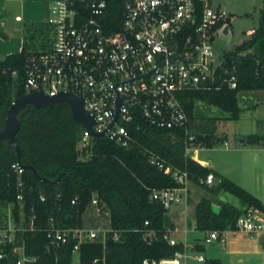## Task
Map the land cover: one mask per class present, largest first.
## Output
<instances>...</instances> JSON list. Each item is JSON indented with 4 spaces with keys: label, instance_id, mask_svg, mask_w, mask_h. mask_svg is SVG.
I'll return each instance as SVG.
<instances>
[{
    "label": "trees",
    "instance_id": "1",
    "mask_svg": "<svg viewBox=\"0 0 264 264\" xmlns=\"http://www.w3.org/2000/svg\"><path fill=\"white\" fill-rule=\"evenodd\" d=\"M123 1L106 0L102 25L108 31L119 29ZM47 29L45 23L25 24L19 51L0 58V128L11 100L26 92L23 81L27 57L37 52L36 44L40 46L38 51L49 46ZM35 35L36 40L32 39ZM221 67L226 73L217 68L213 82L177 92L187 116L186 128L193 134V143L199 145L211 146L219 141L215 128L220 119L239 117V91L264 88V7L248 37L223 53ZM229 74L235 77L234 87L224 80ZM197 101L225 114L197 112ZM16 117L19 127L14 139L20 150L19 160L32 165L45 180L28 168L17 172L11 165L17 163L15 150L0 139V227L10 221L15 228L14 242L0 245V264L13 257L11 246L20 242L26 254L37 256V264H141L145 257L171 256L183 244L168 242L162 226L166 207L150 194L153 189L179 186L173 170L185 171L187 178L212 193L226 191L239 199V206L224 202L213 210L209 200L201 197L195 206L197 230L232 229L236 217L248 206L263 207L252 193L186 154L187 135L183 128L157 127L137 114L125 123L128 145L121 146L102 134L90 136L88 145L79 152L76 142L83 125L72 118L66 102L39 107L25 104L16 111ZM242 138L248 143L263 141V136L256 133ZM208 173L213 176L210 184L199 181ZM17 192L21 193L19 200ZM93 197L98 211H107L104 241L99 236L80 241L75 252L72 246L76 240L72 237L57 246L49 244L46 228L81 226L82 213ZM107 235L111 239H106ZM202 248V244L193 245L194 250ZM207 263L219 261L208 259Z\"/></svg>",
    "mask_w": 264,
    "mask_h": 264
},
{
    "label": "built area",
    "instance_id": "2",
    "mask_svg": "<svg viewBox=\"0 0 264 264\" xmlns=\"http://www.w3.org/2000/svg\"><path fill=\"white\" fill-rule=\"evenodd\" d=\"M105 7L106 0H52L46 18L52 39L46 49L26 59V91L41 90L48 95L71 91L81 96L84 109L94 120L92 129H105L103 134L121 146L130 141L125 123L137 114L157 127L183 128L187 154L192 145L199 144L193 143V134L186 128L187 116L177 92L213 82L217 68L226 73L221 60L212 66L211 42L216 31L225 34L226 26L228 31V15L212 8L211 0H124L119 29L108 31L102 25ZM251 32L249 29L247 34ZM224 80L229 87L235 86L233 74ZM90 136L83 127L76 142L79 152ZM11 165L17 172L21 170L17 163ZM172 176L179 186L153 189L150 194L164 207L178 198L177 190L187 179L185 171L173 170ZM212 180L211 173L199 178L207 184ZM15 197L21 199V193ZM90 202L96 204L95 198ZM234 229L264 233V207L248 206L236 217ZM14 230L9 221L0 227V245L14 242ZM219 234L209 230L203 241ZM45 235L52 246L74 238L75 252L80 241L98 236L104 241L105 231L98 234L81 226L50 225ZM166 238L170 244L175 242ZM10 252L13 257L6 264H37V256L26 254L21 242L13 244ZM141 264L208 263L200 251H190L183 244L171 256L145 257Z\"/></svg>",
    "mask_w": 264,
    "mask_h": 264
},
{
    "label": "crops",
    "instance_id": "3",
    "mask_svg": "<svg viewBox=\"0 0 264 264\" xmlns=\"http://www.w3.org/2000/svg\"><path fill=\"white\" fill-rule=\"evenodd\" d=\"M51 2L52 0H0V57L19 51L23 42L25 24H46L47 10ZM253 90L257 94L251 104V112L247 120L258 123V131L236 129L238 140L229 142L227 136L216 134L215 128L220 145L215 143L211 146L192 145L187 154L252 193L264 207V113H261L262 108H260L264 106V88ZM196 103L194 110L199 112ZM238 119L239 117L234 120ZM247 133L260 134L263 136V141L248 143L242 138V135ZM200 151L202 155L199 157ZM177 193L178 198L166 207L162 215V226L166 230L167 237L182 242L190 251H198L193 249V245L202 244L203 248L200 252L206 261L217 259L219 264H264L262 231L224 229L219 231L221 239L217 236L204 242L203 239L208 231L195 229V206L201 197L209 200L213 210H217L224 202L239 206L229 201L226 191L212 193L187 178Z\"/></svg>",
    "mask_w": 264,
    "mask_h": 264
},
{
    "label": "rangeland",
    "instance_id": "4",
    "mask_svg": "<svg viewBox=\"0 0 264 264\" xmlns=\"http://www.w3.org/2000/svg\"><path fill=\"white\" fill-rule=\"evenodd\" d=\"M211 7L218 8L228 15L226 20L228 25L227 33L222 34L216 31L211 42V62L212 66H214L221 60L224 52L232 50L234 45L246 39L248 37L247 31L249 29H254L257 26L258 14L264 7V0H211ZM46 25L48 27L46 38L48 44H50L52 30L48 23H46ZM37 37L38 35H35L32 39L35 38L36 40ZM27 41H30V39L28 38ZM35 48L38 51L40 46L36 44ZM256 94L257 93L254 90L239 92L237 95L238 105L240 107L239 119H220L216 123V134L225 135L230 140L229 142H234L238 140L236 129L237 131H258V123L247 120L249 113L251 112V104L254 102V99H256ZM196 107L199 112L206 113L207 115L225 114V112L212 105L208 106L202 103H196ZM260 108H262L261 113H264V106ZM220 143L221 142L219 141L215 144L220 145ZM201 152L202 151L198 154L199 157L202 155ZM227 194L230 202L240 205L237 197L228 192ZM6 213L8 214L9 210H7ZM81 227L94 229L98 234H102L108 229L107 211L105 209L98 211L96 204L89 202L82 213Z\"/></svg>",
    "mask_w": 264,
    "mask_h": 264
},
{
    "label": "water",
    "instance_id": "5",
    "mask_svg": "<svg viewBox=\"0 0 264 264\" xmlns=\"http://www.w3.org/2000/svg\"><path fill=\"white\" fill-rule=\"evenodd\" d=\"M227 32V26L223 28V33ZM180 58V56H178ZM64 101L69 107L71 116L74 120L82 123L83 127L87 130L91 136L102 135L105 129L100 131L93 130L91 125L94 123L92 116L84 109L83 101L81 96L71 91H58L53 95H48L41 90H31L22 93L21 95L14 97L6 108L4 115V124L0 128V139L4 140L9 146H11L16 153L17 164L21 168H28L33 174L39 179L45 180V178L39 176L34 167L30 164H22L19 160L20 150L15 142L14 135L19 127V121L16 117V111L22 108L25 104H30L33 107H39L41 105H51L55 102ZM120 99H117L119 102ZM115 117L113 115L112 120L109 122L110 125ZM58 177L54 179L56 181ZM106 239H111L110 235L106 236Z\"/></svg>",
    "mask_w": 264,
    "mask_h": 264
}]
</instances>
